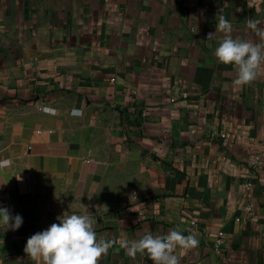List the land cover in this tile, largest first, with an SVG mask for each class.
Instances as JSON below:
<instances>
[{
    "label": "crops",
    "instance_id": "crops-1",
    "mask_svg": "<svg viewBox=\"0 0 264 264\" xmlns=\"http://www.w3.org/2000/svg\"><path fill=\"white\" fill-rule=\"evenodd\" d=\"M221 17L264 43V0H0V206L23 216L0 264L72 212L113 242L100 264H153L122 242L173 228L198 239L180 264H264V64L233 84Z\"/></svg>",
    "mask_w": 264,
    "mask_h": 264
},
{
    "label": "clouds",
    "instance_id": "clouds-1",
    "mask_svg": "<svg viewBox=\"0 0 264 264\" xmlns=\"http://www.w3.org/2000/svg\"><path fill=\"white\" fill-rule=\"evenodd\" d=\"M264 21L248 19L247 25L261 37H264ZM217 29L225 33L215 49L216 58L223 64H231L237 71L233 84L242 86L256 79L260 67L264 64V43L250 39L234 38L232 24L221 17ZM212 33L209 34L210 37ZM10 163V162H9ZM47 228L28 237L24 252L40 264H100L103 255L112 246L111 240L97 238L94 220L87 214H63ZM23 224V216L13 214L8 207L0 206V226L4 230H18ZM198 244L195 234L184 235L173 228L166 235L146 233L134 241H123L122 247L130 256L138 252L146 254L153 264H180L175 249H187Z\"/></svg>",
    "mask_w": 264,
    "mask_h": 264
},
{
    "label": "built area",
    "instance_id": "built-area-1",
    "mask_svg": "<svg viewBox=\"0 0 264 264\" xmlns=\"http://www.w3.org/2000/svg\"><path fill=\"white\" fill-rule=\"evenodd\" d=\"M222 136H224V134ZM263 145H264V141H263ZM190 222H191V224H194L195 223L194 220H191ZM220 235H221V233H219V236L215 237V239H214V249L216 251H219L220 250L219 249V246H220Z\"/></svg>",
    "mask_w": 264,
    "mask_h": 264
}]
</instances>
